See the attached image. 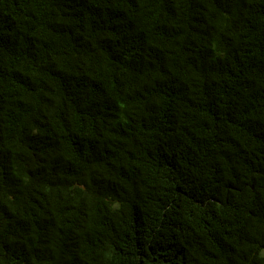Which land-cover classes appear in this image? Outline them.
Masks as SVG:
<instances>
[{
	"label": "trees",
	"instance_id": "16d2710c",
	"mask_svg": "<svg viewBox=\"0 0 264 264\" xmlns=\"http://www.w3.org/2000/svg\"><path fill=\"white\" fill-rule=\"evenodd\" d=\"M0 264H264V0H0Z\"/></svg>",
	"mask_w": 264,
	"mask_h": 264
}]
</instances>
